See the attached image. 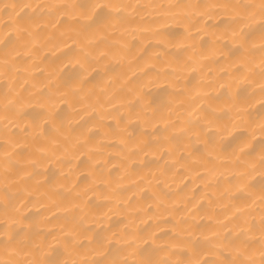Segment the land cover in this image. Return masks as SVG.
Masks as SVG:
<instances>
[{
	"label": "bare ground",
	"instance_id": "obj_1",
	"mask_svg": "<svg viewBox=\"0 0 264 264\" xmlns=\"http://www.w3.org/2000/svg\"><path fill=\"white\" fill-rule=\"evenodd\" d=\"M0 264H264V0H0Z\"/></svg>",
	"mask_w": 264,
	"mask_h": 264
}]
</instances>
